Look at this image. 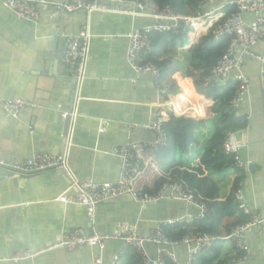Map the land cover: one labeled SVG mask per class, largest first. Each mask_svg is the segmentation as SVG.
Here are the masks:
<instances>
[{"label": "crops", "instance_id": "obj_1", "mask_svg": "<svg viewBox=\"0 0 264 264\" xmlns=\"http://www.w3.org/2000/svg\"><path fill=\"white\" fill-rule=\"evenodd\" d=\"M234 1L212 0L202 7V11L222 15L225 8L233 7ZM39 13L35 21H19L0 1V100L18 98L32 105L17 118L0 107V159L21 163L36 153L64 155L73 178L61 170L25 174L0 168V264H93L95 253L102 264H140L139 258L143 259L144 253L150 258L155 256L156 247L146 244L141 252L126 246L123 238L132 231L140 237L150 236L167 221L179 220L164 225L170 227L191 221L186 216L196 214V206L171 198L142 207L129 195H123L98 205L93 220H89L82 205L63 203L58 198L70 196L75 200L74 180L115 183L120 175L121 161L111 151L130 142L152 141L154 135L142 126L155 118L158 109L170 118L172 113L166 110L169 111L171 105L176 108L192 101V111L183 118L211 121L216 114L211 111V102L199 95L204 108L198 98L192 97L197 99L203 112L196 101L181 103L182 100L176 98L182 90L175 76L182 73H175L170 78L180 89L175 96L158 86L150 74L135 73L129 67L126 62L127 35L133 30L154 26L156 21L150 16L83 11L56 13L48 7H41ZM243 19L250 23L255 16L246 13ZM84 29L89 30L92 38L84 80L76 95L74 78L65 69L62 57L68 40ZM194 33L192 30L189 34V45L184 49L199 41L202 34L193 41ZM251 52L257 58H246L240 69L248 84L238 105L230 107L236 117L245 121V128L230 134L224 143V153L234 155L235 166L226 178L220 175L218 181L228 182L219 199L212 202H225L238 180L237 192L243 201L249 209L264 217V40L259 41ZM230 81L237 83L234 79ZM191 82L193 86L192 79ZM72 108L73 117L63 136L65 118L62 114ZM196 135L200 146L190 149V165L201 168L202 174L198 177L203 178L207 172L200 164V150L211 134L202 129ZM229 141L234 151H226L225 145ZM157 169L160 172L158 166ZM160 173L161 176L152 177L145 172V187L154 191V183L163 177ZM193 195L205 205L210 202ZM206 210L209 215V209ZM235 220L234 217L226 218L224 223ZM124 227L126 229L119 235L122 238H113ZM75 230L95 231L111 239L102 250L57 249L32 260L11 261L16 252L45 248L63 234ZM180 232L184 233V229ZM246 240L248 256L240 264H264V231L260 233L254 229ZM219 243L222 245L220 255L212 264H227L233 256L240 254L233 240L222 239ZM212 245L194 257V264L200 256L216 255ZM169 250L178 262L186 263V245L171 246ZM166 264H172L169 258H166Z\"/></svg>", "mask_w": 264, "mask_h": 264}, {"label": "built area", "instance_id": "obj_2", "mask_svg": "<svg viewBox=\"0 0 264 264\" xmlns=\"http://www.w3.org/2000/svg\"><path fill=\"white\" fill-rule=\"evenodd\" d=\"M2 6L8 10L15 19L19 21L32 22L38 19L39 9L48 7L56 13H73L83 11L88 14L94 12L101 13H123L130 15L150 16L156 23L154 26L133 30L127 35V51L126 62L135 73L150 74L153 79H157L160 75L159 69L150 62L140 61L141 53L150 51V41L148 34L152 31L156 32H175L181 25L191 26L193 30L196 21H202L205 28L203 35L208 29L219 22L217 32L220 35L231 36V41L217 64L211 70L210 75L204 79V85L223 86L228 81L234 79L238 83L236 92L234 93L230 107L234 108L241 100V94L245 90L248 81L240 72L246 58H257L251 49L259 42L264 40V0H235L233 8L235 11L228 17L224 14H212V12H203L202 10L196 14V17L179 16L172 14L169 10L156 11L150 8L147 1L140 2L138 0H64L63 2H50L47 0H0ZM212 0H206L211 3ZM252 14L255 19L247 23L243 19V14ZM209 24V25H208ZM208 25V27H206ZM201 35L200 38L203 36ZM92 35L88 29L81 30L72 36L65 47L62 57V63L65 69L70 72L76 83V92L78 87L84 80L86 65L89 59V46ZM236 72V73H234ZM165 93V90H161ZM76 93V95H77ZM167 104L165 103V106ZM1 109L17 118L20 114L31 108L32 105L18 98H4L0 100ZM168 113L177 114L174 105L170 106ZM185 117L188 114H177ZM67 116L73 117V112L62 114L63 118ZM169 119L168 114L158 109L155 118L142 128L148 130L154 135L150 142L134 143L130 142L125 145L114 148L111 154L118 157L121 161V170L118 180L115 183H96L93 181L78 182L74 180L76 188L75 200L70 196H61L58 198L60 202H75L82 205L87 212L89 220H93L94 212L98 205L115 200L116 198L129 195L132 201L140 206L155 204L165 199H174L193 204L198 209L194 215L186 216V218L200 220L207 214V208L204 202L198 200L191 191L186 188V184L182 181L166 182L154 194L144 192L145 182L144 173L152 177L161 176L155 164L154 154L166 143V134L162 126ZM226 151H234V147L229 141L225 145ZM0 168L10 170L16 173H32L43 172L47 170H61L72 175L69 171L67 157L64 155L53 156L49 154H33L21 163H9L0 159ZM238 193V192H237ZM240 199L239 210L247 218L244 224L236 226L233 231L224 238H216L209 234H185L179 241L169 240L162 231L164 225H172L176 221H167L160 224L156 231L147 237H140L135 231L123 238L126 246H132L143 252L146 244H152L156 247L154 257H148L145 253L143 256V264H166V258H169L172 264H182L175 259L173 253L169 250L171 246L184 244L188 248L187 261L184 264H194V257L201 251L209 247L218 239H231L235 242L236 248L240 252L239 256L232 257L228 264H240L248 256L247 235L256 229L260 233L264 231V217L257 211L249 209L243 199ZM122 228L120 232L125 230ZM111 239L107 235L98 232L85 233L82 230H75L72 233L63 234L57 241L49 244L45 248L37 250H24L16 252L11 257V261L20 262L24 260H32L46 252L63 249L73 250L76 248H89L102 250L106 241ZM93 264H102L101 258L93 254Z\"/></svg>", "mask_w": 264, "mask_h": 264}, {"label": "trees", "instance_id": "obj_3", "mask_svg": "<svg viewBox=\"0 0 264 264\" xmlns=\"http://www.w3.org/2000/svg\"><path fill=\"white\" fill-rule=\"evenodd\" d=\"M138 1H147L152 9L159 12L169 10L174 15L188 17H196V14L202 10L206 2V0ZM224 11V17H228L235 11V8L228 7ZM222 20L223 18L208 29L206 34L188 49L184 48L189 45V34L193 30L191 26L181 25L175 32L152 31L148 34L150 51L140 55V61L150 62L159 69L160 75L156 79V83L158 86L166 88L167 93L175 96L180 93V89L170 78L175 73H182L181 76H175L182 90V94L176 98L182 100L181 102L184 100L196 101L199 109L203 112L202 107L204 108L205 105L199 97L201 96L211 102V111L216 114L211 121H195L183 117L175 118L172 114L163 125L166 143L155 154L156 164L163 177L154 183V191L145 187L144 192L154 194L166 182L165 178H169L170 181L184 182L189 191H193L196 196L202 197L205 201H210L206 205L210 214L206 215L204 219L197 221L190 219L191 221H183L174 227H162L163 234L170 240H178L185 234L203 233L216 238H224L236 226L247 221L245 216L242 217L238 208L240 199L237 195L239 194L242 198L240 193H237L238 180H235L231 195L227 197L225 202H212L219 199L228 182L227 180L225 182L218 181L220 175L226 178L235 166L234 155L224 153V143L230 134L245 128V121L236 117L230 109V101L236 92L238 83L228 81L223 86L204 85V79L210 75L213 67L223 56L232 38L229 35H220L217 32V27ZM195 35L196 29L192 38ZM191 79L195 91H193ZM192 96L199 99L202 107L197 99ZM212 101L215 102V106ZM202 129H207L211 134L210 139L201 145L200 150V164L207 172L203 178L198 177L202 174L201 168H192L190 165L191 158L189 157L192 146H200V140L196 134ZM215 176L218 177L215 178ZM225 217L227 219L234 217L236 220L231 223H224ZM181 229H184L182 234ZM220 241L218 239L213 243L214 246L212 245V252L216 250L214 252L216 255L209 256L208 252V256H200L198 263L197 261L196 263L212 264L215 262L221 251ZM217 248L219 249L217 250ZM238 255L239 253L235 256ZM139 260L140 264H143L142 258H139Z\"/></svg>", "mask_w": 264, "mask_h": 264}, {"label": "bare ground", "instance_id": "obj_4", "mask_svg": "<svg viewBox=\"0 0 264 264\" xmlns=\"http://www.w3.org/2000/svg\"><path fill=\"white\" fill-rule=\"evenodd\" d=\"M208 25L206 27H208ZM195 29H196V35H195V37L192 38L193 41L197 40L199 35L203 34L205 31L204 30L205 28L203 27L202 21H196L195 22ZM174 99L175 98L172 99L171 104H173ZM192 106H193L192 101H187L184 105L176 107V112H177V114H184V113L188 114V113H190L189 110L192 111Z\"/></svg>", "mask_w": 264, "mask_h": 264}, {"label": "water", "instance_id": "obj_5", "mask_svg": "<svg viewBox=\"0 0 264 264\" xmlns=\"http://www.w3.org/2000/svg\"><path fill=\"white\" fill-rule=\"evenodd\" d=\"M203 35V34H202ZM192 46V45H191ZM190 46V47H191ZM73 87H74V90H76V83L73 81ZM75 94H76V91H75ZM68 112H73V108L70 110V111H68ZM174 117H176V118H179L180 116L179 115H174ZM70 120H71V117L70 116H67L66 118H65V120H64V134H63V136H65L66 135V133L68 132V129H69V124H70ZM25 174H27V173H25ZM8 175H9V173H8ZM7 175V176H8ZM95 250H97V249H95ZM96 254V253H95Z\"/></svg>", "mask_w": 264, "mask_h": 264}, {"label": "rangeland", "instance_id": "obj_6", "mask_svg": "<svg viewBox=\"0 0 264 264\" xmlns=\"http://www.w3.org/2000/svg\"><path fill=\"white\" fill-rule=\"evenodd\" d=\"M181 103H182V102H181ZM189 115H191V114H189ZM191 116H192V115H191ZM239 255H240V254H239ZM239 255H238V256H239Z\"/></svg>", "mask_w": 264, "mask_h": 264}]
</instances>
